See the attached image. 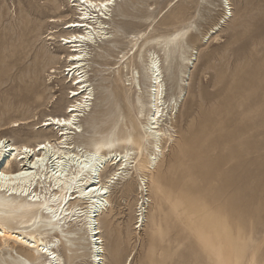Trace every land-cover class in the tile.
Masks as SVG:
<instances>
[{
  "label": "rangeland",
  "instance_id": "1",
  "mask_svg": "<svg viewBox=\"0 0 264 264\" xmlns=\"http://www.w3.org/2000/svg\"><path fill=\"white\" fill-rule=\"evenodd\" d=\"M69 2L0 0V135L15 142L54 141L57 131L38 125L47 115H62L73 101L68 90L74 86L63 72L67 51L60 60L49 58L59 50L49 37L58 39L65 33L60 30L64 23L76 18ZM228 2L226 20L221 19L220 0L118 3L110 49L92 51L90 106L77 120L82 133L72 136L83 150L102 148V138L113 130L123 135L119 108L126 115L136 113L126 81L130 70L125 76L123 64L115 63L120 50L130 51L128 39L144 32L169 35L191 24L189 68L179 65L177 55L165 61L157 46H147L158 55L163 99L175 113L169 109L163 124L167 142L155 176L159 188L146 181L142 226L135 224L137 183L146 168L147 149L138 150L129 169L108 184V204L97 218L103 264H115V251L118 264H264V0ZM54 17L59 20L50 21ZM136 70L147 100L150 78L140 66ZM52 94L54 103L49 101ZM117 148L122 150L123 144ZM112 167L106 166L101 180ZM73 228L78 249L72 250L56 231V253L63 264H88L79 238L81 223ZM51 260L38 253L27 258L0 242V264Z\"/></svg>",
  "mask_w": 264,
  "mask_h": 264
},
{
  "label": "bare ground",
  "instance_id": "2",
  "mask_svg": "<svg viewBox=\"0 0 264 264\" xmlns=\"http://www.w3.org/2000/svg\"><path fill=\"white\" fill-rule=\"evenodd\" d=\"M69 1L68 7L74 11L76 18L64 23L60 30L65 33L60 34L58 39L53 35L49 37L59 49L58 53L51 52L49 58L52 61L60 60L67 51L64 55L67 69H63V72L67 71L64 78L69 79L74 86L68 90V96L73 101L62 115H47L38 125L37 129H55L58 137L54 141L43 139L33 144L18 143L9 136L0 135V164L7 157L0 167V242L3 246L17 248L27 258L38 253L52 259L47 264H63L56 253L59 241L56 231L66 239L72 250H77L74 239L78 237H75L73 227L80 222L82 236L79 238L87 248L88 264H103L104 247L97 218L108 204V184L129 169L135 162L138 150L142 147L147 149L144 158L146 168L137 183L140 197L136 202L138 207L134 220L135 224L139 223L138 227L142 226L147 204V198L144 200L146 181L150 179L159 188L155 176L160 173L162 151L167 142L162 137L163 124L169 109L175 113L173 104L163 99L162 70L158 55L147 46H157L165 61L177 55L179 65L189 68L193 56L188 54L190 48L187 45L191 24L169 35L144 32L128 39L131 54L130 51L120 50L115 63L123 64L125 76L130 70L126 81L133 91L132 106L136 113L126 115L119 108L117 121L122 125L119 131L123 135L119 136V132L113 130L102 138V148L83 150L73 143L72 136L82 133L83 129L77 120L90 106L92 92L88 70L92 51H98L102 46L110 49L114 38L109 34L114 7L127 0ZM220 3L221 19H225L229 2L220 0ZM58 20L54 17L50 21ZM138 66L150 78L151 84L146 90L147 100L143 99L140 75L136 70ZM125 97L129 103V95ZM49 98L50 102L57 101L53 94ZM146 107H149L147 114ZM16 122L12 126L17 125ZM120 143L123 144L122 150L117 148ZM11 159L14 165L10 162L11 165H8ZM106 166H113V170L101 180L100 174ZM113 259L118 264L117 251Z\"/></svg>",
  "mask_w": 264,
  "mask_h": 264
},
{
  "label": "built area",
  "instance_id": "3",
  "mask_svg": "<svg viewBox=\"0 0 264 264\" xmlns=\"http://www.w3.org/2000/svg\"><path fill=\"white\" fill-rule=\"evenodd\" d=\"M136 228H138V225L136 226Z\"/></svg>",
  "mask_w": 264,
  "mask_h": 264
}]
</instances>
